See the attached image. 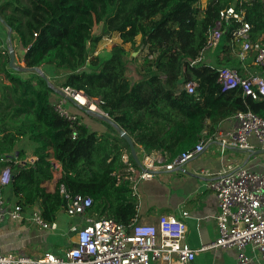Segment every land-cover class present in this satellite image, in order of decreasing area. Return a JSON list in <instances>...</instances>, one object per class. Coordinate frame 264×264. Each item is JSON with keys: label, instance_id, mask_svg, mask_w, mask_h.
Returning a JSON list of instances; mask_svg holds the SVG:
<instances>
[{"label": "trees", "instance_id": "16d2710c", "mask_svg": "<svg viewBox=\"0 0 264 264\" xmlns=\"http://www.w3.org/2000/svg\"><path fill=\"white\" fill-rule=\"evenodd\" d=\"M200 3L0 0V17L19 40L25 67L41 68L58 89L69 87L99 99V108L136 145L148 153L161 152L172 162L239 112L264 119L263 95L253 99L240 87L223 91L219 82L221 68L244 71L237 57L240 43L233 37L239 25H223L217 49L206 51L209 30L230 6L244 14L253 40L264 44V0H208L204 8ZM130 19L136 24L131 39L126 33ZM113 33L130 42L131 49L123 43L111 47L106 57L95 55L102 39ZM132 52L138 53L133 80L128 73ZM209 52L215 54L216 66L204 59L190 65ZM9 62V52L0 50V174L6 166L12 172L10 184L0 186V196L11 188L22 211L37 208L41 218L53 224L68 206L63 188L71 197L91 199L86 211L90 217L107 216L129 231L140 221L139 196L128 181L118 183L115 175L124 168L120 157L123 150L130 151L127 141L96 116L100 129L62 117L55 110L61 96L45 79L36 72L14 71ZM249 67L264 77V68ZM187 82L197 83L195 94L186 92ZM24 140L30 149L19 147ZM27 153L38 160L16 164ZM51 159L62 165L53 192L45 186L54 179ZM132 161L136 164L133 157Z\"/></svg>", "mask_w": 264, "mask_h": 264}, {"label": "built area", "instance_id": "2783aa9c", "mask_svg": "<svg viewBox=\"0 0 264 264\" xmlns=\"http://www.w3.org/2000/svg\"><path fill=\"white\" fill-rule=\"evenodd\" d=\"M229 22L239 25L233 32V37L240 43L237 57L241 66L247 69L250 68L249 65L264 68V44L253 40L251 25L244 20V14L238 13L232 6L220 12L219 20L209 30L206 51L217 49L223 35V25ZM1 50L9 52V46H3ZM251 54H254V59L248 63L252 58ZM95 55H98L97 50ZM202 60L203 55L191 60L190 65L196 66ZM250 73L247 77H242L237 68L219 69L222 90L229 91L240 87L246 96L253 99H257L259 95L264 96V77L258 72ZM196 87V82H187L184 85L189 94H195ZM60 89L65 96L59 98L55 110L71 123L78 122L79 118L67 108L70 103L90 115L98 114L110 118L99 108V99L89 98L81 92L75 94L77 91L69 87ZM231 119L233 125L229 130L214 134L223 147L231 145L242 150H253L254 141L264 148L263 118L252 112H239ZM205 142L202 140L194 149L183 152L172 162H167L161 152L148 153L142 146L136 145L141 167L133 163L130 151L123 150L120 158L124 168L115 174L118 183L128 181L133 192L138 194L137 187L141 181H151L161 171H172L177 166L186 164L203 151ZM37 160L36 156L25 155L23 159H17L16 164L23 166ZM50 164L54 174L61 171L62 165L59 161L51 159ZM200 175L208 176L210 172L201 170ZM11 178V168L6 166L0 174V186H8ZM211 188L218 199V236L215 241L203 245L201 251L213 248L236 249L237 264H248L250 257L246 251L251 248L255 254L254 259L264 264V174L245 168L233 170L228 166L218 174ZM61 193L69 199L65 209L69 216H83L92 206L90 198L71 197L63 188ZM188 217L189 213L180 209L178 215H161L155 224L134 223L129 231L107 216L92 218L87 221L86 226L73 228L77 241L63 256L46 253L39 258H31L0 254V264H194L199 250L185 242V220ZM7 218L22 221L23 211L18 205L10 207L0 196V225ZM32 220L44 229L56 228L55 223L48 224L41 218L39 210L33 213Z\"/></svg>", "mask_w": 264, "mask_h": 264}, {"label": "crops", "instance_id": "0c3cea01", "mask_svg": "<svg viewBox=\"0 0 264 264\" xmlns=\"http://www.w3.org/2000/svg\"><path fill=\"white\" fill-rule=\"evenodd\" d=\"M207 1L201 0L200 5L204 8ZM9 31L7 25L0 20V50L1 47L7 48L11 44L16 52V64L24 66L19 40L13 33L9 40ZM242 68L244 71L242 70L241 74L245 77L250 72H256L251 68ZM72 105L70 103L68 107ZM83 111L87 114L85 110ZM74 113L81 123H87L90 127L94 126L87 121L90 115L84 117L79 111ZM232 125L233 119H228L216 128V132L229 130ZM205 140L203 151L192 160L177 166L172 171H161L153 180L141 184L140 194H138L139 222L155 224L161 215H178L179 210L184 209L189 213V217L185 220L187 225L185 242L199 250L194 264H237L236 249L213 248L206 251L200 249L203 245L215 241L218 236L216 216L219 213V206L216 193L211 186L218 174L228 166H231L233 170L245 168L254 173L264 174V148L254 141L253 150H242L231 145L223 147L214 135ZM22 143L19 146L21 148L25 147ZM201 170H208L210 175H200ZM61 172L62 169L54 174L52 181L45 184L48 191L55 190ZM3 192L2 197L7 204L10 207L16 205L11 188L6 187ZM35 211L38 209L23 211L22 221L7 218L0 225V254L31 258H39L46 253L63 256L77 241V234L73 228H82L88 224V220L93 218L86 213L83 216L72 217L65 210H61L55 222L56 228L44 229L32 220ZM246 252L250 257L248 264H261L254 259L255 254L251 248H247Z\"/></svg>", "mask_w": 264, "mask_h": 264}, {"label": "rangeland", "instance_id": "374dc122", "mask_svg": "<svg viewBox=\"0 0 264 264\" xmlns=\"http://www.w3.org/2000/svg\"><path fill=\"white\" fill-rule=\"evenodd\" d=\"M134 23V24H133ZM134 25H136L135 24V22H134V20H132V19H130L129 20V24H128V28L129 29H127V31H126V33H127V36H129L128 38H133L134 37V33H133V28H134ZM98 32H99V27H96L95 28V33L96 34H98ZM124 43V46L127 48V49H131V43L130 42H124V40H123V37L121 36V34H119V33H113L112 34V36L111 37H107V38H104V39H102V41L100 42V44H99V46H98V48H97V54H100V55H102V56H104V57H106V56H108L109 55V49L111 48V47H113V46H115V45H121V44H123ZM132 51V50H131ZM137 54L138 53H136V52H132V54H131V57H130V55L128 56V60H129V69H128V73H129V77L133 80L135 77H136V73H135V71H136V67H137V64H138V62L136 61H134V58L137 56ZM214 53H205L204 54V57H203V59L204 60H206V62H209V63H212V64H214L215 66L217 65V63H216V61L214 60ZM133 58V59H132ZM25 66V65H24ZM67 108L69 109V111L71 112V113H73V114H75L74 112L75 111H79V112H81L83 115H84V117H85V112L83 111V110H79V109H77L74 105H72V106H70V107H68L67 106ZM88 114V113H87ZM86 114V115H87ZM90 114H88V116H89ZM96 117H93L92 115H90L89 116V118H87V121L89 122V123H91V124H93L94 126L93 127H99L100 128V125L99 124H97L96 122H97V120L95 119ZM98 118V117H97ZM98 119H100V118H98ZM22 144H24L25 145V147L27 148V149H30V144L27 142V141H24ZM143 182H145V181H141L139 184H138V187H137V191H138V194H140L139 192H140V186H141V184L143 183Z\"/></svg>", "mask_w": 264, "mask_h": 264}, {"label": "water", "instance_id": "95a60500", "mask_svg": "<svg viewBox=\"0 0 264 264\" xmlns=\"http://www.w3.org/2000/svg\"><path fill=\"white\" fill-rule=\"evenodd\" d=\"M0 20L3 21L1 18H0ZM11 34H12V32L10 30L9 34H8L9 40L11 38ZM9 55H10L9 67L12 70L17 71V72H22V73L36 72L39 75H41L45 79V81L48 83V85H50L60 96H62V97L65 96V94L63 93V91L61 89H58L57 87H55L51 83L50 79L45 75V73L42 71L41 68H38V67L27 68L25 66H18L16 64V52H15V50L11 44L9 45ZM77 93L78 92H75V94H77ZM92 115L100 118L101 120L109 122L110 124H112L117 129L119 135L127 141L128 145L130 147L131 156L133 157L134 161L136 162V164L138 166L141 167V161H140L139 156L137 155V151H136V144H135L134 140L131 138V136L126 131L119 128L110 118H105V117L100 116L98 114H92Z\"/></svg>", "mask_w": 264, "mask_h": 264}]
</instances>
